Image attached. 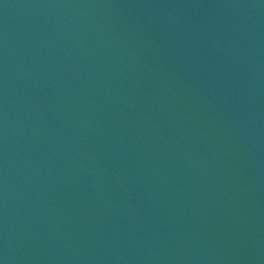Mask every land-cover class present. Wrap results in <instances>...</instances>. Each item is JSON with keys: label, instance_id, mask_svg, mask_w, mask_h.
I'll return each instance as SVG.
<instances>
[{"label": "water", "instance_id": "water-1", "mask_svg": "<svg viewBox=\"0 0 264 264\" xmlns=\"http://www.w3.org/2000/svg\"><path fill=\"white\" fill-rule=\"evenodd\" d=\"M0 264H264V0H0Z\"/></svg>", "mask_w": 264, "mask_h": 264}]
</instances>
